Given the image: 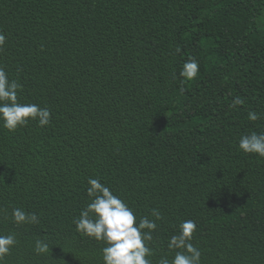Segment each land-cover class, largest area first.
<instances>
[{
    "label": "trees",
    "instance_id": "16d2710c",
    "mask_svg": "<svg viewBox=\"0 0 264 264\" xmlns=\"http://www.w3.org/2000/svg\"><path fill=\"white\" fill-rule=\"evenodd\" d=\"M0 33L19 101L51 112L46 127L0 122V234L17 239L4 264H103L73 223L89 178L137 217L159 209L153 264L185 220L202 264H264V158L238 147L264 132V0H0Z\"/></svg>",
    "mask_w": 264,
    "mask_h": 264
},
{
    "label": "clouds",
    "instance_id": "9594fccd",
    "mask_svg": "<svg viewBox=\"0 0 264 264\" xmlns=\"http://www.w3.org/2000/svg\"><path fill=\"white\" fill-rule=\"evenodd\" d=\"M6 37L0 33V48H3ZM200 66L195 58L184 63L179 76L190 82L199 74ZM23 85L15 79H10L3 66H0V122L10 132L26 127L35 121L39 127L49 126L51 112L47 107L41 108L35 103H21L19 93ZM237 97L233 107L242 104ZM249 121H257L261 116L255 112L248 113ZM239 150L245 154H255L264 158V132L255 131L243 135L239 139ZM87 196L91 202L80 211V215L73 223L76 231L103 242V264H153L150 259L154 255L149 246L153 240V232L158 228L157 221L163 219L159 209H152L149 219L147 216L137 217L133 209L120 197L113 194L108 186L99 178L88 179ZM12 219L17 225L38 224L39 218L33 212L23 208L12 209ZM196 232V222L185 220L179 224L178 231L170 237L168 248L175 251L173 258L161 257L157 264H202V253L192 243ZM15 234H0V264H4L5 257L10 255L16 245ZM36 255L50 253L49 244L37 240L34 246Z\"/></svg>",
    "mask_w": 264,
    "mask_h": 264
},
{
    "label": "bare ground",
    "instance_id": "6f19581e",
    "mask_svg": "<svg viewBox=\"0 0 264 264\" xmlns=\"http://www.w3.org/2000/svg\"><path fill=\"white\" fill-rule=\"evenodd\" d=\"M15 174V173H14ZM12 191V190H11Z\"/></svg>",
    "mask_w": 264,
    "mask_h": 264
}]
</instances>
